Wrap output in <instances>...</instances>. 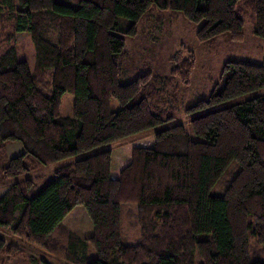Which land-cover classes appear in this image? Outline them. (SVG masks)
Masks as SVG:
<instances>
[{
    "label": "trees",
    "instance_id": "obj_1",
    "mask_svg": "<svg viewBox=\"0 0 264 264\" xmlns=\"http://www.w3.org/2000/svg\"><path fill=\"white\" fill-rule=\"evenodd\" d=\"M156 11L202 24V43L223 34L242 42V17L251 14L254 35L264 39V0H0V150L23 147L5 180L173 119V91L190 82L192 53L174 57L168 77L119 83L124 36L135 37ZM222 74L223 85L189 111L264 88V60L230 61ZM67 93L72 117L61 113ZM189 129L177 124L125 143L117 167L105 150L57 168L44 187L12 184L0 198V264L24 257L25 244L51 259L31 256L30 264H264V95L194 118ZM233 163L239 171L225 193L212 195ZM123 205L136 206L135 244L123 239ZM77 206L91 220L90 237L63 223ZM250 235L262 245L255 261Z\"/></svg>",
    "mask_w": 264,
    "mask_h": 264
},
{
    "label": "rangeland",
    "instance_id": "obj_2",
    "mask_svg": "<svg viewBox=\"0 0 264 264\" xmlns=\"http://www.w3.org/2000/svg\"><path fill=\"white\" fill-rule=\"evenodd\" d=\"M245 22V39L242 42H235L228 34H223L214 40L202 43L197 39V31L202 24L189 22L181 12L176 11H156L152 15L138 24V34L135 37L125 35L127 57L122 66L119 83L126 85L134 81L143 74L168 77L172 70V59L179 57L180 62L192 53L195 58V69L193 70L188 84L179 83L178 88L173 91V95L179 102L177 111H169L173 119L161 126L140 132L135 135L120 139L114 143L100 146L87 153L65 159L44 167L38 171L27 173L22 177L5 180L3 171L10 159L15 157L14 149L19 147L23 152L21 144L10 145L4 150H0V198L6 193L9 187L25 179H32L37 182L39 188L44 187L54 177V171L64 165L77 160L89 157L105 150L113 151V167H117L125 155L122 146L137 138L157 133L177 124L184 125L189 132V123L192 119L203 116L210 112L230 107L232 105L245 102L264 95V88L247 93L241 97L229 100L217 106H212L203 110L189 111L200 100H207L217 86H222L223 68L227 62L241 61L254 64H262L264 60V39L253 33L251 14L243 15ZM20 36V40L24 39ZM31 69H34V49L28 56ZM74 96L65 94L62 99L61 113L63 117L73 116ZM111 110L119 111L120 105L117 100H111ZM239 171L237 163H233L223 179L213 188L212 195L222 196L230 180ZM123 239L128 244H135L139 238L138 228L131 227L133 221L129 216V211H136L135 205H123ZM63 223L81 238L90 237L93 233V225L83 206H77L63 221ZM17 243V241H15ZM249 244L252 260H256L255 253L262 248L256 239L250 235ZM20 245V244H19ZM27 253L24 257L18 258L10 264H30L29 257L36 256L44 260L51 261L46 254L30 245H20ZM92 256L95 253L92 252ZM264 261V259H263Z\"/></svg>",
    "mask_w": 264,
    "mask_h": 264
},
{
    "label": "crops",
    "instance_id": "obj_3",
    "mask_svg": "<svg viewBox=\"0 0 264 264\" xmlns=\"http://www.w3.org/2000/svg\"><path fill=\"white\" fill-rule=\"evenodd\" d=\"M11 145H14V144H11ZM10 145H8L7 147H9ZM14 152H15V156H17V155H19V154H21L22 153V151L20 150V148L19 147H17V148H15L14 149ZM7 192V191H6Z\"/></svg>",
    "mask_w": 264,
    "mask_h": 264
}]
</instances>
